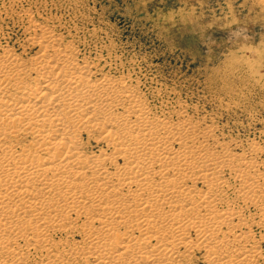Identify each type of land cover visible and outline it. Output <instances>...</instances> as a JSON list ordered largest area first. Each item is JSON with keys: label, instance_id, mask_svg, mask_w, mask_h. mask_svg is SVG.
Returning a JSON list of instances; mask_svg holds the SVG:
<instances>
[{"label": "bare ground", "instance_id": "bare-ground-1", "mask_svg": "<svg viewBox=\"0 0 264 264\" xmlns=\"http://www.w3.org/2000/svg\"><path fill=\"white\" fill-rule=\"evenodd\" d=\"M48 24L0 44V264H264V145Z\"/></svg>", "mask_w": 264, "mask_h": 264}, {"label": "rangeland", "instance_id": "rangeland-1", "mask_svg": "<svg viewBox=\"0 0 264 264\" xmlns=\"http://www.w3.org/2000/svg\"><path fill=\"white\" fill-rule=\"evenodd\" d=\"M25 16L139 83L154 105L185 103L223 138L264 145V2L0 0V44L16 53Z\"/></svg>", "mask_w": 264, "mask_h": 264}]
</instances>
